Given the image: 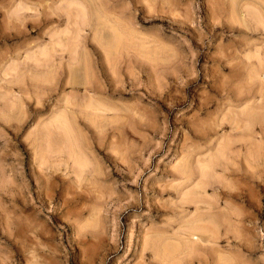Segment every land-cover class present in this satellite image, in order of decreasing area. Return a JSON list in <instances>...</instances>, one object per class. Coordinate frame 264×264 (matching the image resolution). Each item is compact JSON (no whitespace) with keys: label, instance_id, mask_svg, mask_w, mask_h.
<instances>
[{"label":"rangeland","instance_id":"374dc122","mask_svg":"<svg viewBox=\"0 0 264 264\" xmlns=\"http://www.w3.org/2000/svg\"><path fill=\"white\" fill-rule=\"evenodd\" d=\"M0 264H264V0H0Z\"/></svg>","mask_w":264,"mask_h":264},{"label":"bare ground","instance_id":"6f19581e","mask_svg":"<svg viewBox=\"0 0 264 264\" xmlns=\"http://www.w3.org/2000/svg\"><path fill=\"white\" fill-rule=\"evenodd\" d=\"M88 80V79H87ZM95 84V83H94ZM93 104V103H92ZM95 107V106H94ZM97 107V106H96ZM95 107V108H96ZM104 108V107H103ZM251 110V109H250ZM72 112V111H71ZM99 112V111H98ZM249 113H251V112H249ZM64 114H65V112H64ZM252 114V113H251ZM60 114H58V115H54V118H55V120L57 121L59 118H57V117H55V116H59ZM63 116V115H62ZM249 116V115H248ZM251 116H253V115H251ZM60 118H61V116H59ZM259 117V116H258ZM53 118V119H54ZM57 118V119H56ZM53 119H52V121H53ZM64 119H66L65 117L62 119V120H64ZM61 120V121H62ZM248 120V119H247ZM61 121L59 122V120L57 121V123H61ZM250 121V120H249ZM258 121V120H257ZM51 122V121H50ZM64 122V121H63ZM53 123V122H52ZM55 123V122H54ZM66 123H68V122H65V126H66ZM51 124V123H50ZM62 124V123H61ZM60 125V124H59ZM55 126H57V125H55ZM68 126H70V125H67V127ZM249 126V125H248ZM62 127V126H61ZM58 129V128H57ZM61 129V128H60ZM62 131V130H61ZM52 134V133H51ZM71 134V133H70ZM67 135V134H66ZM66 135H64V137L66 138ZM54 138V137H53ZM68 138H70V137H68ZM67 138V139H68ZM73 138H74V136H73ZM51 139V138H50ZM47 140H49V139H47ZM56 141V140H55ZM68 141H71L70 139L68 140ZM65 142H66V140H65ZM69 145H70V143H69ZM76 145V144H75ZM74 147V146H73ZM223 147V146H222ZM221 152V151H220ZM75 157V156H74ZM78 157H80V156H78ZM210 159V158H209ZM212 160V159H211ZM80 163V162H79ZM182 165V164H181ZM203 165V164H202ZM205 165V164H204ZM190 167V166H189ZM211 167V166H210ZM204 169V168H203ZM185 172V171H184ZM204 176V175H203ZM195 203V202H194ZM201 228H202V226H201Z\"/></svg>","mask_w":264,"mask_h":264}]
</instances>
